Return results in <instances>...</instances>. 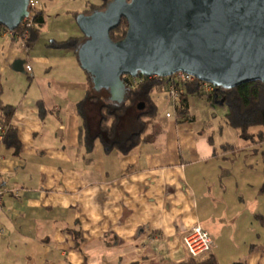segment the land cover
I'll return each mask as SVG.
<instances>
[{"label":"crops","instance_id":"crops-1","mask_svg":"<svg viewBox=\"0 0 264 264\" xmlns=\"http://www.w3.org/2000/svg\"><path fill=\"white\" fill-rule=\"evenodd\" d=\"M16 48L0 52L4 70L20 57ZM56 50L29 59L45 70L34 89L0 83L21 142L16 152L0 141V181L9 189L0 264H180L190 258L183 238L197 224L214 239L199 259L264 264V145L240 136L241 147L217 146L215 130L197 126L191 96L184 120L167 117L165 98L164 114L129 154L107 153L100 140L88 148L78 112L87 73L74 51Z\"/></svg>","mask_w":264,"mask_h":264},{"label":"water","instance_id":"water-1","mask_svg":"<svg viewBox=\"0 0 264 264\" xmlns=\"http://www.w3.org/2000/svg\"><path fill=\"white\" fill-rule=\"evenodd\" d=\"M28 14L29 0H0L1 25L16 29ZM124 18L127 34L113 41ZM76 21L85 37L77 59L114 103L130 92L124 75L183 71L216 88L264 82V0H112ZM25 63L18 58L12 69L24 73Z\"/></svg>","mask_w":264,"mask_h":264},{"label":"trees","instance_id":"trees-1","mask_svg":"<svg viewBox=\"0 0 264 264\" xmlns=\"http://www.w3.org/2000/svg\"><path fill=\"white\" fill-rule=\"evenodd\" d=\"M100 5H92L91 8L83 13L76 12L74 17L77 18L80 14H89L95 10H103L112 0H100ZM45 23L44 13L39 12L35 19V26L32 28L31 42H35L39 37L40 27ZM3 25L0 24V29ZM123 29L118 35V31ZM128 30V22L124 18L120 25L110 32V37L113 41H120L125 38ZM85 37H72L65 41H51L48 46L69 49L77 55L78 48ZM89 90L81 102L78 104V112L84 121V131L86 137V145L92 148L96 140L102 142L107 153L117 149L123 154H129L142 142L147 140V132L153 126L159 115V108L154 99V91L160 86L157 80L149 79L148 76H143L144 81L134 90H130L127 99L124 103L111 102L109 94L104 95V91L97 92L93 88V83L90 75L87 73ZM138 77H142L139 75ZM137 77V78H138ZM125 82L128 79H133V76L124 75ZM180 91V108L177 112V117L184 120L189 116V98L197 96L205 99L212 107L218 106L216 101L224 100V104L228 108L226 115V123L228 126L239 130L240 135L247 134L251 136L252 127L260 128L264 132V82L250 81L238 85L234 88H225L222 86L214 87L213 94L208 96L203 91V81L196 79L193 82L178 86ZM1 95V90H0ZM217 95V98H215ZM91 102L98 106L99 121L96 132H91L88 125V117L85 110L86 103ZM144 104L143 109H139V105ZM132 110L133 113H130ZM14 114V107L3 104L0 99V129L5 128L6 133L3 143L7 148H12L16 152L21 148V142L18 139V133L15 128L10 125ZM127 116L125 127L119 128L122 119ZM230 145V144H229ZM226 147V146H225ZM230 147H235L230 145ZM264 193V186L262 188ZM180 264H220L216 256L212 253L204 259H199L193 256ZM235 264H243L237 262Z\"/></svg>","mask_w":264,"mask_h":264},{"label":"rangeland","instance_id":"rangeland-1","mask_svg":"<svg viewBox=\"0 0 264 264\" xmlns=\"http://www.w3.org/2000/svg\"><path fill=\"white\" fill-rule=\"evenodd\" d=\"M39 3L37 5L38 11H42L45 17V23L40 27L39 37L36 41V45L32 43L31 48L28 50V53L24 49L16 48L19 51L20 57L26 60L24 65L25 72H17L12 69L13 62L18 59H14L12 63L9 64V67L2 68V59H0V75L3 71V76L1 82L3 87L6 88H13L20 86L19 84L23 85V89L27 90L29 85L32 83L34 89V85L37 81L40 83L44 82L45 70L43 67H39V65H43L38 61L32 62L29 60L33 53L37 54H51L56 52L57 48H47L48 43L51 41H65L72 37H81L84 36V33L80 29L76 18L74 17V13L79 12L83 13L88 11L92 5H100V0H38ZM123 29L118 31V35L122 33ZM10 41V42H9ZM9 38L2 37L0 34V52L2 49L4 51L9 48V43H11ZM14 44V43H13ZM35 48L33 49V46ZM34 65L36 69H34ZM35 72V74H34ZM108 92L104 90V95H107ZM13 96L14 94H10ZM165 98L168 100V95L166 93L160 92L159 89L154 91V99H156L159 113L164 114L166 108ZM194 108L192 112L197 115L198 120L204 121V127L207 131L212 133L211 130H215L213 133V138L217 146L220 144L228 143L230 145L239 146L241 147V137L245 138L248 142V146L257 147L264 145V132H261L260 128H253L250 131L251 136L240 135L239 130H236L226 123V115L228 114V108L226 105H218L211 108L213 114H209L205 101L201 100L198 97H195L193 100ZM91 105V106H89ZM170 110L173 112V107L170 103L167 104ZM86 110L88 114V123L89 128L92 132H96L98 128V121H99V109L98 106L94 103L86 104ZM130 113H133L132 110ZM127 116L122 119L121 123L119 124V128L125 127V123L128 120ZM211 125L209 129L208 126H205V122ZM207 123V124H208ZM198 127H201V122L197 124ZM2 128L0 130H3ZM241 136V137H240ZM226 147H230L229 145H225ZM243 159V158H241Z\"/></svg>","mask_w":264,"mask_h":264},{"label":"built area","instance_id":"built-area-1","mask_svg":"<svg viewBox=\"0 0 264 264\" xmlns=\"http://www.w3.org/2000/svg\"><path fill=\"white\" fill-rule=\"evenodd\" d=\"M39 1L29 0V14L19 24L16 29H9L5 26L1 27L0 34L3 37L9 38L13 43L26 52L31 48V35L32 28L35 26V19L40 11L37 9ZM149 79L157 80L161 84L158 87L160 92L166 93L168 98L172 102L173 114L168 112L166 115L170 117L172 115L177 116L178 109L180 108V91L178 86L186 84L188 82L195 81V76L188 74L183 71L176 72L170 76H159L152 75L148 76ZM144 81L142 77H134L133 79H128L126 82L130 90H134ZM203 91L208 96H211L214 91V86L211 83L203 81ZM6 129L0 130V141L4 139ZM9 192V189L4 187L0 181V212L3 210L4 206V195ZM184 245L190 256L200 257L203 254L211 252L214 247V239L200 224H197L189 231L183 238Z\"/></svg>","mask_w":264,"mask_h":264}]
</instances>
